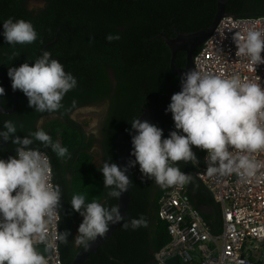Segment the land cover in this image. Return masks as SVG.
Here are the masks:
<instances>
[{
    "label": "trees",
    "instance_id": "16d2710c",
    "mask_svg": "<svg viewBox=\"0 0 264 264\" xmlns=\"http://www.w3.org/2000/svg\"><path fill=\"white\" fill-rule=\"evenodd\" d=\"M225 11L234 16L264 15V0H227ZM216 12V0H44V6L33 12L25 7V0H0V33L2 22L12 17L31 21L38 39L31 44L8 45L0 35V96L4 108L12 106L8 86V67L29 65L44 51L51 53L66 72L77 80V86L66 93L63 107L55 112H36L28 106L27 97L17 91V105L9 114H0V130L6 120L13 121L18 130L14 136L23 138L42 128L52 141L66 147L71 158H59L50 147L43 148L37 141L28 147H40L50 158L53 184L61 189V208L58 209V231L68 230L69 242H58L61 264H70L82 246L75 242L82 216L71 207L74 194H83L85 202L108 206L116 205V198H107L103 163H116L130 135L127 129L144 108L156 109L180 90V78L169 68L170 51L160 33L173 37L176 30L192 32L206 29ZM109 34L118 40H106ZM90 37L92 39H90ZM197 48L194 50L196 51ZM19 56L10 59L12 52ZM175 65H185V53L178 51ZM108 102L99 132V151H91L95 137L87 133L85 123L70 117L72 110L83 104ZM75 101V104H73ZM46 117L41 125L37 122ZM154 124L163 130L162 139L174 129L172 116L159 117ZM179 131V130H177ZM11 141L0 139V158L12 156L15 148ZM205 150L198 148V160ZM181 171L193 175L187 183L188 194L204 218L216 231L219 224L217 206L211 193L194 176L195 166L190 162H176ZM139 165L130 170V202L125 221L143 217L146 227L124 229L118 224L114 232L89 254L81 264H152L153 252L168 241L166 224L157 215V200L167 188L153 180H141Z\"/></svg>",
    "mask_w": 264,
    "mask_h": 264
},
{
    "label": "clouds",
    "instance_id": "9594fccd",
    "mask_svg": "<svg viewBox=\"0 0 264 264\" xmlns=\"http://www.w3.org/2000/svg\"><path fill=\"white\" fill-rule=\"evenodd\" d=\"M2 27L0 35L13 47L38 39L29 20L9 17ZM119 38L118 34L106 36L109 42ZM232 39L236 55L248 57L253 66L264 64V30L248 28L243 34L235 33ZM19 54L13 51L10 59ZM7 75L12 89L22 91L28 106L41 113L62 108L66 93L77 86L76 78L46 50L31 66L25 61L19 67H8ZM258 81L259 78L251 81L238 74L222 77L194 68L181 73L180 91L171 95L165 109L171 113L175 130L162 139L161 128L138 117L133 119L126 131L131 137L130 155L134 159L124 166L106 160L100 169L106 197L119 199L129 190L132 180L126 173L137 164L141 180L146 177L161 188L190 183L193 175L182 172L176 162L197 165L199 160L192 146L206 151L209 176L235 174L242 181L255 177L264 168V161L251 155L264 152V87ZM4 94L5 89L0 86V96ZM17 130L11 120L4 121L0 130L3 142L11 141L17 146L15 156L0 158V264H48L36 245L49 241V225L62 206V193L60 186L52 183L50 158L40 147L28 146L38 141L59 158L70 159L71 154L59 142L54 143L42 128L23 138L14 136ZM70 204L83 218L75 242L85 247L122 221L124 229L147 226L143 217L125 221L118 205L86 203L83 194H74ZM69 235L68 230L56 229L54 239L67 244Z\"/></svg>",
    "mask_w": 264,
    "mask_h": 264
},
{
    "label": "built area",
    "instance_id": "2783aa9c",
    "mask_svg": "<svg viewBox=\"0 0 264 264\" xmlns=\"http://www.w3.org/2000/svg\"><path fill=\"white\" fill-rule=\"evenodd\" d=\"M248 28L264 30V15L221 17L211 35L194 51L195 69L222 77L238 74L251 81L259 78L264 87V64L253 66L248 57L236 55L232 37ZM206 155L204 151L195 165L194 176L211 193L217 206L218 229L213 230L203 210L193 203L186 184L168 187L157 200V215L166 224L168 241L153 252L152 264H166L173 256L178 264H264V168L246 181L235 174L209 176ZM251 155L264 161V152ZM58 219L57 210L49 225V241L37 244L48 264H61L58 241L54 239Z\"/></svg>",
    "mask_w": 264,
    "mask_h": 264
},
{
    "label": "water",
    "instance_id": "95a60500",
    "mask_svg": "<svg viewBox=\"0 0 264 264\" xmlns=\"http://www.w3.org/2000/svg\"><path fill=\"white\" fill-rule=\"evenodd\" d=\"M226 2H227V0H216L215 15L213 17L211 24L206 29H199V30L192 31V32H181V31L176 30L175 35L173 37H167L163 32L160 33V36L163 38L165 44L167 45V47L170 51L169 68H170V71L174 75H176L180 78L181 73L188 71L190 69H193V68L195 69L194 64H193L194 50L196 48H198L203 43V41L211 35L212 31L214 30L217 22L220 20L221 17H223L225 15H231L225 11ZM231 16H234V15H231ZM52 43H53V41L46 44L43 47V51L47 45L52 44ZM178 51H183L185 53V65L183 67H179V66L175 65L174 60H175L176 53ZM8 86H9V88L11 90V94H12V100H13L12 106L10 108H4L0 104V114L11 113L17 105V101H18L17 91L16 90L14 91L12 89L10 78H8ZM169 103H170V100L168 102H166L165 104L159 106L156 109L144 108V110L138 116V119H140L141 121H148L149 123L154 124V121L157 118L163 117V116H170V112L169 113L165 112V109ZM132 134L133 135L135 134L134 130H133ZM1 141H2V139H1ZM131 149H132L131 137H129V139L127 140V142L125 144L123 152L117 161L118 166H124L127 164V162L129 160L134 159V157H132L130 155ZM130 170H131V168L129 169L128 173H126V174L130 175ZM129 190H130V187H129ZM129 190L124 192L122 194V196L119 199H117V203H116V205H118L120 207L121 214L124 215V217H127V210H128V206H129V202H130ZM117 226H118V224L111 225L108 233L104 237H102V238L98 237L95 241L89 242V245L87 247L82 245L76 251L74 257L72 258V260L70 262V264H81L83 261H85L88 258L90 253L95 252L97 250V248L99 246H101V244L108 237H110L112 235V233L114 232V230L116 229ZM166 264H178L177 257L173 256V257L168 258L166 260Z\"/></svg>",
    "mask_w": 264,
    "mask_h": 264
},
{
    "label": "rangeland",
    "instance_id": "374dc122",
    "mask_svg": "<svg viewBox=\"0 0 264 264\" xmlns=\"http://www.w3.org/2000/svg\"><path fill=\"white\" fill-rule=\"evenodd\" d=\"M30 5H33L34 7H39L42 5L39 1H32L28 0ZM33 6H30L32 8ZM108 102L106 100L101 101L99 103L88 105L84 107H80L70 113V117L77 121L78 123H85L87 122L88 125L85 127V130L87 133H91L95 137V143L91 149L93 152L99 151V132H100V126L101 122L106 114ZM46 119V117H42L38 120L37 124L41 125L42 122ZM192 150L194 153L198 151V148L196 146H192ZM203 210L208 211L209 209L204 208ZM37 250L40 252H43V249L39 246H37ZM262 253H264V245L261 247Z\"/></svg>",
    "mask_w": 264,
    "mask_h": 264
},
{
    "label": "flooded vegetation",
    "instance_id": "af4514ba",
    "mask_svg": "<svg viewBox=\"0 0 264 264\" xmlns=\"http://www.w3.org/2000/svg\"><path fill=\"white\" fill-rule=\"evenodd\" d=\"M32 1H39L42 5H40L39 7H34L33 5H30L29 4V1L28 0H25V7H26V9H28L30 11H33V12H36V11L40 10L41 8H43V6H44V0H32ZM30 6H33V7L30 8ZM88 105H90V104L80 105V106L74 108L72 111H74V110H76V109H78L80 107H84V106H88Z\"/></svg>",
    "mask_w": 264,
    "mask_h": 264
},
{
    "label": "crops",
    "instance_id": "0c3cea01",
    "mask_svg": "<svg viewBox=\"0 0 264 264\" xmlns=\"http://www.w3.org/2000/svg\"><path fill=\"white\" fill-rule=\"evenodd\" d=\"M202 210H203V208H202ZM203 211H205V210H203Z\"/></svg>",
    "mask_w": 264,
    "mask_h": 264
}]
</instances>
